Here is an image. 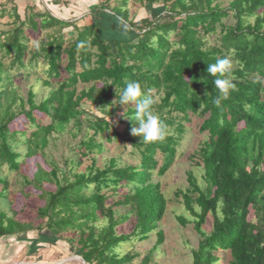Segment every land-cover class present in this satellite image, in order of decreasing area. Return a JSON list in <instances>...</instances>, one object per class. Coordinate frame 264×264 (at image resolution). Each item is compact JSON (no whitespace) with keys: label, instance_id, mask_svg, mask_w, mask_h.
Returning <instances> with one entry per match:
<instances>
[{"label":"trees","instance_id":"obj_1","mask_svg":"<svg viewBox=\"0 0 264 264\" xmlns=\"http://www.w3.org/2000/svg\"><path fill=\"white\" fill-rule=\"evenodd\" d=\"M136 1L149 16L131 19L129 0H98L91 22L82 25L83 17L64 19L43 2L42 8L28 6L24 17L16 0H7L11 7L0 3V19L6 13L13 18L12 27L0 28V237L36 229L1 204L10 198L4 169L19 172L24 157L42 156L47 167L38 165L32 178L23 176V185L40 191L44 201L37 218L46 221L52 236L41 235L68 240L87 264H130L139 254L120 255L116 249L148 239L158 227L167 200L154 172L161 177L173 166L184 122L197 117L199 131L207 133L196 153L206 187L192 177L199 211L189 195L186 203L200 235L192 264H264V0ZM30 33L42 34L33 49ZM225 55L233 61L226 78L234 87L221 96L206 69ZM37 67L40 74L34 73L38 76L23 96L12 72L28 77ZM133 80L157 98L153 111L166 126L163 140L143 143L132 135L139 123L123 114L133 115L135 105L113 103L116 92ZM36 82L48 89L39 100ZM66 135L72 155L63 158L62 167L45 151ZM99 136L123 140L139 160L128 164L112 157L101 168L94 159L87 171L76 172L81 156L103 153ZM78 138L75 152L70 140ZM109 196L117 199L106 206ZM114 204L126 212L116 217ZM208 217L210 232L203 229ZM127 222L132 230L119 231ZM157 236L141 264H149L163 242V231ZM31 244L30 253L39 242Z\"/></svg>","mask_w":264,"mask_h":264},{"label":"rangeland","instance_id":"obj_2","mask_svg":"<svg viewBox=\"0 0 264 264\" xmlns=\"http://www.w3.org/2000/svg\"><path fill=\"white\" fill-rule=\"evenodd\" d=\"M52 1L54 0H16V4L22 17L25 16L28 6L36 5L42 8L43 2L49 9H52L53 13L64 19L74 20L75 18L81 19L83 17L79 21L82 25L86 21L91 22V16H89L90 10L98 3V0H56V4H53ZM1 2L6 3V7L13 5L12 3H8L7 0H0ZM227 4L228 1L225 0L224 5ZM127 7L130 18L135 21L149 16V11L141 7L136 0H129ZM12 21V16L6 13L0 19V28L9 29L13 25ZM38 34L40 35V33ZM38 34H29V46L31 49L38 43ZM172 38L174 39L175 36L172 35ZM211 43L213 44L214 42L212 41ZM41 69L39 67V70ZM37 71L38 67L32 69L28 77L24 73H20V71L15 70L12 72V75H15L14 85L20 87V93L23 96L27 95L30 84L35 82V78L38 76L36 74H40V71L38 73ZM35 85V90L39 93V100V98L47 94L48 89L44 88L40 82H36ZM22 121L16 122L19 128L22 126ZM48 122L49 120L46 118L44 123ZM184 125L186 128L180 145L178 146L175 163L163 176H157L156 170L153 175L155 181H160L161 191L167 200L165 213L162 219L158 221V227L149 234L148 239L144 241L133 239L130 242H122L116 249L120 255L128 252L139 254L130 264L142 263L143 258L157 243V232L159 230L163 231L164 240L158 245L153 259L149 264H192V250L198 246L200 235L195 229V215L188 208L186 201L189 195L192 199L191 206L196 211H199L196 204L198 192L191 185V182L193 177L198 187L201 189H205L206 187L205 168L201 162V158L196 153L200 151L207 133L199 131V118L197 117H193L190 122H184ZM123 128L124 126L120 127L121 130ZM79 140L80 138L70 140L71 145L73 144L76 147L75 152H79V147L77 146ZM98 140L103 141L105 144L103 153L93 150V153L81 156L80 164L74 166L76 172L87 171L92 166L94 159L97 160V165L101 168H106L110 164L112 157L119 158L121 162H127L128 164L136 163L139 160V158L134 157V154L131 152L132 148L125 145L123 140L107 142L103 136H99ZM67 141L68 138L66 135L59 139L56 144L50 145L45 151L46 158L55 159L63 167L65 165L63 158L72 155L69 151ZM21 163V170L19 172H9L6 168L4 169L5 176L9 180L8 192L10 198H8V201H2L1 208L7 211L9 215L12 214L10 208L15 209L18 211L16 216L18 220L22 222H33L36 229L13 236L0 237V264H85L79 259L78 256L80 255H78L77 251L71 248L68 240L57 239L56 237L46 238V236H43L44 234L52 236L46 228V221L41 222L37 218V209L39 206L44 205V201L39 199L40 191L33 189L31 186L25 187L23 185L24 175L32 178L38 165L47 167L43 157H24ZM71 165L70 163L69 167ZM45 187L48 190H54V186L46 184ZM125 189L127 190L128 188ZM121 191L122 189L120 187L119 192ZM103 192L108 195H113L112 190L109 189H103ZM116 199L117 196H109L106 201V206L112 205ZM113 207L117 212L116 217L126 212V207L124 206H115L114 204ZM183 219H186V223L183 222ZM39 225L43 227L42 232L38 228ZM132 225L127 222L118 229L119 231L128 233L132 230ZM203 229L206 232L211 231L212 219L210 217H208L206 223L203 225ZM71 231H69L71 235L78 236L77 232L72 233ZM33 239H36L39 244L30 253L31 248H33V244H31ZM223 254L227 255V253ZM225 258L227 259V257ZM223 263L227 264V260Z\"/></svg>","mask_w":264,"mask_h":264},{"label":"clouds","instance_id":"obj_3","mask_svg":"<svg viewBox=\"0 0 264 264\" xmlns=\"http://www.w3.org/2000/svg\"><path fill=\"white\" fill-rule=\"evenodd\" d=\"M232 63L231 57L225 55L223 58L217 59L215 63L207 64L206 71L216 77L214 85L221 96H227L230 89L234 87L232 80L226 78V74L231 71ZM215 102L219 104L220 97ZM113 103L125 106L126 109L129 104L135 105L133 115H126V111L123 115L125 118L139 123V127L132 128L131 134L141 136L143 143H152L164 139L166 126L159 115L153 111L154 105L157 104V98L146 92L139 81H130L118 94L116 92V99Z\"/></svg>","mask_w":264,"mask_h":264},{"label":"water","instance_id":"obj_4","mask_svg":"<svg viewBox=\"0 0 264 264\" xmlns=\"http://www.w3.org/2000/svg\"><path fill=\"white\" fill-rule=\"evenodd\" d=\"M79 257V259H81L85 264H87L86 262H85V260L81 257V256H78ZM25 264H27V263H25Z\"/></svg>","mask_w":264,"mask_h":264},{"label":"crops","instance_id":"obj_5","mask_svg":"<svg viewBox=\"0 0 264 264\" xmlns=\"http://www.w3.org/2000/svg\"><path fill=\"white\" fill-rule=\"evenodd\" d=\"M84 18H85V16H84ZM88 24H89V22H87Z\"/></svg>","mask_w":264,"mask_h":264},{"label":"bare ground","instance_id":"obj_6","mask_svg":"<svg viewBox=\"0 0 264 264\" xmlns=\"http://www.w3.org/2000/svg\"><path fill=\"white\" fill-rule=\"evenodd\" d=\"M24 264V263H23Z\"/></svg>","mask_w":264,"mask_h":264}]
</instances>
